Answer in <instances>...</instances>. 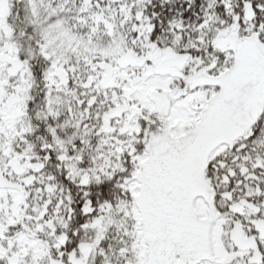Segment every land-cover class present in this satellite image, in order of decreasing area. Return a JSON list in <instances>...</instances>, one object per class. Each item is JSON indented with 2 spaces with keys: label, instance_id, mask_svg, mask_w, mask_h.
I'll return each instance as SVG.
<instances>
[{
  "label": "snow or ice",
  "instance_id": "obj_1",
  "mask_svg": "<svg viewBox=\"0 0 264 264\" xmlns=\"http://www.w3.org/2000/svg\"><path fill=\"white\" fill-rule=\"evenodd\" d=\"M0 264H264V0H0Z\"/></svg>",
  "mask_w": 264,
  "mask_h": 264
}]
</instances>
